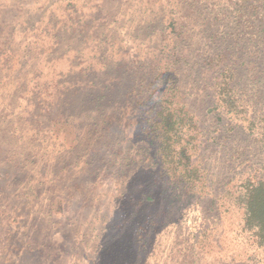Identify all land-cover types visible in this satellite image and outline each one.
<instances>
[{"label": "rangeland", "instance_id": "obj_1", "mask_svg": "<svg viewBox=\"0 0 264 264\" xmlns=\"http://www.w3.org/2000/svg\"><path fill=\"white\" fill-rule=\"evenodd\" d=\"M166 2L0 0V264H264L240 224L247 178L264 175L244 119L264 115V39L231 56L248 103L232 116L214 99L222 65L191 59L198 19L189 63L166 56L180 42ZM161 96L186 124L171 163L148 124Z\"/></svg>", "mask_w": 264, "mask_h": 264}, {"label": "trees", "instance_id": "obj_2", "mask_svg": "<svg viewBox=\"0 0 264 264\" xmlns=\"http://www.w3.org/2000/svg\"><path fill=\"white\" fill-rule=\"evenodd\" d=\"M168 1L166 5H160L158 9L164 11L165 15L162 26L165 27L164 24L167 21L168 24L165 28L169 29L177 40L180 39V42L175 43L176 45L172 48L173 51L169 49L168 54L165 53L166 56L172 55L178 60L183 57L184 64L189 63L183 54L179 53V46L181 43L191 45L187 36L190 31L194 30V27L188 30L187 26L191 25L190 20L198 19L195 33L200 35L204 49L201 53L199 52L197 59L195 56H192L191 59H193L194 64L200 65V68H206L209 65H222L223 70L217 76L219 78L215 85L214 99L216 104L228 114L243 118L248 103L247 101V104L244 102V98L232 84L234 73L229 62L231 56H235L234 50L242 53L246 58L255 57V52L246 48L255 43L257 37L264 39V0H254L253 11L256 18L244 26H241L235 18L239 11L244 8V0ZM144 10L147 11L148 8L146 7ZM153 10L154 7L150 8L148 14L158 13V11ZM245 21L247 20L245 19ZM222 42H224V46L220 48ZM167 46L168 44H164V47ZM152 102L148 117L149 129L156 132L155 135L159 139L160 150L165 163H171V159L176 155H183L182 148H185L180 145V141L182 142L181 133L186 124L172 106L173 103L169 97H157ZM258 118L259 120L255 122L251 120L250 116L244 117L245 126L252 130L260 125L259 134L264 139V115ZM177 145L181 147L182 153L175 151ZM181 158L183 157L181 156ZM240 204L243 208L241 230L245 233L248 243L264 253V175H261L260 178L253 176L247 178L244 191L240 196Z\"/></svg>", "mask_w": 264, "mask_h": 264}]
</instances>
